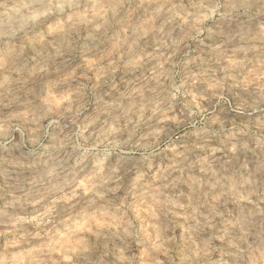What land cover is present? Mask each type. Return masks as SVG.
I'll list each match as a JSON object with an SVG mask.
<instances>
[{
  "label": "clouds",
  "instance_id": "clouds-1",
  "mask_svg": "<svg viewBox=\"0 0 264 264\" xmlns=\"http://www.w3.org/2000/svg\"><path fill=\"white\" fill-rule=\"evenodd\" d=\"M0 264H264V0H0Z\"/></svg>",
  "mask_w": 264,
  "mask_h": 264
}]
</instances>
